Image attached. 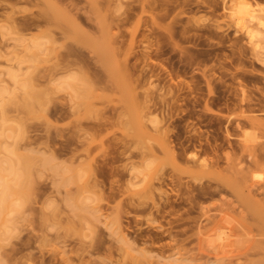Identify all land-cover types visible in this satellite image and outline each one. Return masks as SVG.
<instances>
[{"label":"rangeland","instance_id":"374dc122","mask_svg":"<svg viewBox=\"0 0 264 264\" xmlns=\"http://www.w3.org/2000/svg\"><path fill=\"white\" fill-rule=\"evenodd\" d=\"M234 1L0 0V264L264 257V219L183 171L196 153L227 175L264 143V26Z\"/></svg>","mask_w":264,"mask_h":264},{"label":"bare ground","instance_id":"6f19581e","mask_svg":"<svg viewBox=\"0 0 264 264\" xmlns=\"http://www.w3.org/2000/svg\"><path fill=\"white\" fill-rule=\"evenodd\" d=\"M252 2H255V0H251ZM243 2H244V0H243ZM243 2H240V0L238 1V0H236V1H234V4H233V6H234V8L233 9H235V13L237 14V12H236V10L238 11V12H240L241 11V13H242V11H245V12H247V13H249L248 15H249V17L248 18H250L249 20L251 21L252 20V22H253V20H255V22H254V24L255 25H258V28H260L259 26H264V7H262V8H255V5H252L251 6V4H249V2H245V3H243ZM254 6V7H253ZM260 6V5H259ZM262 6H264V5H262ZM245 12H243V14L245 13ZM241 13H238V14H241ZM242 15V14H241ZM245 15H246V13H245ZM243 16V15H242ZM244 18V17H243ZM34 20V19H33ZM240 20V19H239ZM35 21V20H34ZM248 21V20H247ZM249 21V22H250ZM31 25V24H30ZM251 25H253L252 23H251ZM252 27V26H251ZM253 28V27H252ZM251 28V29H252ZM254 28H256V29H258L257 27H254ZM262 28H264V27H262ZM255 30V29H254ZM264 31V29H260L259 31ZM252 32H254L253 30L251 31V32H249V33H252ZM256 32H257V30H256ZM5 105V104H4ZM262 125V127H264V124H261ZM165 137V136H164ZM169 141V140H168ZM188 141V140H187ZM190 142V141H189ZM168 143V142H167ZM182 143V142H181ZM179 145H181V144H179ZM183 145V144H182ZM182 145H181V149L180 148H178L179 150H177V152H176V157L177 158H181V157H183L184 155L183 154H185V151L187 150V149H189V145L188 144H186L187 146H183L182 147ZM193 145V144H192ZM191 145V147H194V145L192 146ZM170 146V145H169ZM199 147V146H198ZM170 148V147H169ZM201 149V148H200ZM188 151V150H187ZM200 151V150H199ZM238 151H239V153H240V156L242 157V160H243V153L244 152H246V155H247V166H244V167H238V164L237 163H240L239 162V159H238V162H234V164L230 161L229 163H227V167L225 168L227 171L226 172H228V174L227 175H225L226 173H221L220 171L218 172V173H216V171L214 170V168H213V165H214V163H218L217 161H215V162H213V163H211V162H207L206 160H204V159H202L201 158V161H198V155L196 156V153L195 154H191L190 155V153L187 155V157L185 158V160L187 159V161H189L191 164H189L188 166L186 165V169L184 170L183 169V171L184 172H187V173H189L193 178H196V177H199V178H201V177H203V176H206V175H208V176H213V178H216V176H217V178H219V177H222V181L226 184V186L227 187H229V188H231L237 195L239 194V197L238 198H241V200L243 201L242 203H240V205L242 204L243 205V203L246 205V207H247V209H249L250 210V212L252 213V214H256V215H259L262 219H264V181H262V183H258V182H260V181H256V180H253L252 178H251V176L253 177V175H250V172H252V171H255V170H258V169H260V170H264V143H259V144H255V145H246V144H242L241 146H240V148L238 149ZM169 152L172 154V155H174V149L173 148H170V150H169ZM195 152V151H194ZM197 152V151H196ZM200 152H202V150L200 151ZM151 153H152V158H151V163L153 162V163H157L158 161H159V158H158V156H156V154L154 153V152H152L151 151ZM197 153H199V152H197ZM202 153H204V152H202ZM151 155V154H150ZM236 155V154H235ZM234 155V156H235ZM238 156V154L236 155V157ZM151 157V156H150ZM228 160H229V157H226ZM239 158V157H238ZM234 159V158H233ZM233 161V160H232ZM236 161V160H235ZM162 165H164L163 163H161ZM160 164V165H161ZM161 165V166H162ZM158 167V166H157ZM159 168H160V166H159ZM128 171V170H127ZM225 172V171H224ZM154 173V172H153ZM220 174H223V175H220ZM251 174H253V173H251ZM156 175H157V173H156ZM156 175H153L154 176V178L153 177H151V181L152 180H155L156 178H158ZM249 175H250V177H249ZM156 176V177H155ZM178 177V176H177ZM162 178V177H161ZM212 178V177H211ZM250 178V179H249ZM178 179V178H177ZM177 179H170V180H173L172 181V183L174 182V181H176ZM169 180V179H168ZM170 180H169V182H170ZM150 181V182H151ZM164 182H166L165 180H163ZM179 181H180V179H179ZM164 182H163V184H164ZM181 182V181H180ZM204 182V181H203ZM167 183V182H166ZM165 183V184H166ZM181 183H183V182H181ZM221 183V182H220ZM5 184H6V181H5ZM154 184V183H153ZM170 184H171V182H170ZM177 185V186H179L180 185V183L178 182V180H177V183L176 182H174V184L173 185ZM179 184V185H178ZM204 184V183H203ZM208 184V183H207ZM206 184V185H207ZM223 184V183H222ZM172 184H171V186H173ZM176 185H175V187H176ZM192 185V184H191ZM202 185V184H201ZM213 185V184H212ZM210 185L209 184V187H203V188H201V187H199V185H197L198 187H197V189H196V191L199 189V188H201V191L198 193L199 194V196H200V194L201 195H204L203 196V198L206 200V198H213V196L214 195H219V194H221V192L223 191V190H221V189H219V187H218V189H217V187H214V188H212L213 186H215V185ZM220 185V184H219ZM185 186V185H184ZM187 186H189V185H187ZM208 186V185H207ZM212 186V187H211ZM217 186V185H216ZM223 186V185H222ZM241 186L242 187H244V191L242 192V191H238V190H240V188H241ZM8 187V186H7ZM111 187V186H110ZM152 187V186H151ZM150 187V188H151ZM163 187V186H162ZM161 187V188H162ZM186 187V186H185ZM193 187V186H192ZM174 188V187H173ZM194 188V187H193ZM193 188H192V191H193ZM100 189V188H99ZM152 189V188H151ZM153 189H154V187H153ZM190 189H191V186H190ZM113 190V189H112ZM112 190H111V192H112ZM123 190V189H122ZM161 190V193L162 194H165L164 196H165V198L168 196L167 194H166V190L165 189H160ZM175 190V189H174ZM5 191V190H4ZM190 192H192L191 190H189ZM231 191V190H230ZM8 192V191H7ZM245 192V193H244ZM195 194H196V192H194ZM232 194H233V192H231ZM9 194V193H8ZM170 194V193H169ZM191 195V194H190ZM193 195V194H192ZM192 195H191V198H192ZM261 196V198L259 199V198H257V196ZM195 197H197L196 195H194ZM259 196V197H260ZM102 197V196H101ZM168 198V197H167ZM166 198V199H167ZM199 198V197H198ZM202 197H201V199H203ZM194 199V198H193ZM197 199V198H196ZM129 200V199H128ZM225 200V199H224ZM238 200V199H237ZM240 200V199H239ZM240 200V201H241ZM166 201V200H165ZM223 201V200H222ZM133 202V201H132ZM139 202V201H138ZM162 202V201H161ZM196 202V201H195ZM202 202V201H201ZM201 202H199V203H201ZM218 202V201H217ZM216 202V203H217ZM239 202V201H238ZM165 204V203H164ZM127 205V204H126ZM156 206H155V208L157 207V211H159V208H158V204H155ZM198 205H200V204H198ZM244 205V206H245ZM138 206H141V205H138ZM196 206V205H195ZM212 206V205H211ZM214 206V205H213ZM133 207H135V204H134V206ZM136 207H137V205H136ZM144 207V206H143ZM204 207V206H203ZM207 207V206H206ZM216 207H217V205H216ZM218 207H219V205H218ZM226 207V206H225ZM225 207H223V208H225ZM121 208V207H120ZM128 208V207H127ZM200 208H202V206H200ZM199 208V209H200ZM221 208V207H220ZM243 208V207H242ZM143 209V208H142ZM141 209V210H142ZM191 209H193V207L191 208ZM204 209V208H203ZM207 209V208H206ZM205 209V210H206ZM215 209V208H214ZM245 209V208H244ZM117 210V209H116ZM122 210V209H121ZM134 210H140L139 209V207L137 208V209H134ZM177 210V209H176ZM246 210V209H245ZM249 210H248V212H249ZM202 211V210H201ZM209 211V208L206 210V211H202V212H200L199 211V213H202V214H204L205 216L204 217H206V219L208 220V224L209 223H211V225L214 227V228H216V227H218L217 229H221V226H220V218L219 219H214V215H212V214H209V213H211V212H208ZM211 211V210H210ZM222 211H225L226 212V209H224V210H222ZM159 213V212H158ZM189 213V212H188ZM178 214V213H177ZM219 214V213H218ZM217 215V214H216ZM199 216V215H198ZM201 216H203V215H201ZM188 217V216H187ZM194 218V217H193ZM192 218V219H193ZM185 219V218H184ZM191 220V219H190ZM195 220H196V218H195ZM194 220V221H195ZM183 222V221H182ZM185 222V221H184ZM202 222V221H201ZM170 223H171V220H170ZM194 223V222H193ZM200 223V222H199ZM199 223H196V224H199ZM190 224V223H189ZM169 225V224H168ZM193 226V225H192ZM203 226H205V225H203ZM222 226H224V225H222ZM227 226V225H226ZM202 227V226H201ZM212 227V229H209V231L210 230H213L214 228ZM228 227V226H227ZM196 228V227H195ZM199 228V227H198ZM203 228H205V227H203ZM225 228V227H224ZM228 229V228H227ZM201 230V229H200ZM208 230V229H207ZM167 231H169V230H167ZM198 231V230H197ZM187 232V231H186ZM193 233V232H192ZM196 233V232H195ZM199 233H200V231H199ZM262 233H264V231H262ZM198 234V233H197ZM170 236V235H169ZM191 236V235H190ZM188 237V236H187ZM180 241V240H179ZM243 242V241H242ZM178 243V242H177ZM255 246H257V245H255ZM260 245H258V247H259ZM260 249H261V246L259 247ZM254 250H255V248H253ZM257 251H259V249L257 250ZM261 251V250H260ZM262 252H264V248H262ZM260 253V252H259ZM252 254V253H251ZM261 258V257H260ZM259 258V259H260ZM262 258H264V257H262ZM261 258V259H262ZM258 258L257 259H255L254 261H250L249 263L250 264H258V260H259ZM260 259V260H261ZM251 260V259H250ZM259 260V264H261L262 262V260H264V259H262L261 261ZM229 263V262H228ZM223 264V263H222ZM224 264H225V262H224Z\"/></svg>","mask_w":264,"mask_h":264}]
</instances>
